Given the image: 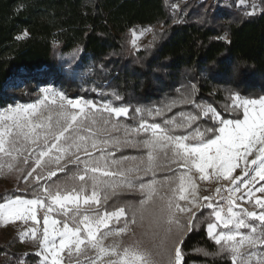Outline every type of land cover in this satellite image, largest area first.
Masks as SVG:
<instances>
[{
    "label": "snow or ice",
    "instance_id": "obj_1",
    "mask_svg": "<svg viewBox=\"0 0 264 264\" xmlns=\"http://www.w3.org/2000/svg\"><path fill=\"white\" fill-rule=\"evenodd\" d=\"M251 6L247 16L256 14L255 0ZM150 31L131 29L132 47L138 50V38ZM221 39L230 43L227 34ZM200 75L207 80L208 70ZM23 83L18 79L16 86ZM41 91L37 103L0 113V170L6 166L25 183L34 181L32 198L5 196L0 222H24L21 239L38 246L35 264H81V257L83 264H185L184 234L196 227L192 207L211 210L199 223L206 222L217 246L198 252L231 264H264V195H256L264 194V184L256 186L264 181V97L246 98L230 86L213 89L209 100L191 81L157 104L135 107ZM111 95L123 99L116 91ZM125 149L138 155L118 157ZM161 167L173 175L158 181ZM199 182L216 187L198 205L188 197H196ZM157 185L172 194H161ZM126 192L143 198L113 199ZM182 213L191 214L186 222L178 218ZM110 237L117 239L106 245Z\"/></svg>",
    "mask_w": 264,
    "mask_h": 264
},
{
    "label": "trees",
    "instance_id": "obj_2",
    "mask_svg": "<svg viewBox=\"0 0 264 264\" xmlns=\"http://www.w3.org/2000/svg\"><path fill=\"white\" fill-rule=\"evenodd\" d=\"M235 1L189 0L174 10L171 0H0V108L34 102L36 86L48 82L68 98L133 107L157 104L189 81L209 100L213 89L230 86L246 98L264 97V0H257L260 11L253 16ZM137 27L152 30L151 42L140 50L128 44V32ZM24 31L29 35L17 40ZM225 34L230 43L221 39ZM205 69L207 80L200 75ZM18 79L21 86H16ZM113 91L123 99L114 101ZM217 95L222 101L225 93ZM121 155L138 153L125 149ZM171 175L161 167L155 178ZM17 180L16 188L0 192V203L5 196L32 198L34 183H21V175ZM142 198L139 192H126L113 199L138 203ZM210 212H194L196 227L184 234L181 245L185 264H231L197 251L217 247L207 236L206 222L199 223ZM190 216L178 218L186 222ZM3 240L0 233V264H18L21 255ZM24 257L27 264L39 259L34 252Z\"/></svg>",
    "mask_w": 264,
    "mask_h": 264
},
{
    "label": "rangeland",
    "instance_id": "obj_3",
    "mask_svg": "<svg viewBox=\"0 0 264 264\" xmlns=\"http://www.w3.org/2000/svg\"><path fill=\"white\" fill-rule=\"evenodd\" d=\"M171 1H172V9L177 10L182 5V3H185L186 1H189V0H171ZM207 1L217 3V2H214L211 0H207ZM234 3H235V6L244 13H249V12L253 11V8L251 6L253 3V0H236ZM255 3L257 4L256 13H258L260 11V7L258 5L257 0H255ZM141 28H144V27L135 28L137 33L140 32ZM146 28H148V27H146ZM132 38L133 37L131 35V30H130L128 32V44L130 46H132L131 45ZM151 39H152V31L145 33L143 35V37H139L138 38V50L142 49L144 46L149 44L151 42ZM133 49L137 50L136 48H133ZM45 88L51 89L53 92L63 93L61 91V89L59 88V86L56 84H53L52 82H48L46 84H38L36 86V90H35V95L37 97H36V100L34 102H29V103L15 102L13 104H9L3 108H0V113L5 112L10 107H14L16 104L37 103L39 100H41L43 98V93L41 90L45 89ZM77 98H80V97H77ZM77 98H69V99H77ZM97 103H104V102L99 101ZM49 107L54 108L55 106L49 105ZM20 167H24V166L21 165ZM172 167L176 168V165H172ZM182 171H184V169H182V168L177 169V172H182ZM15 174H17V175H15ZM20 175L21 174L19 172H16V171L9 172V170L7 169L6 166L2 170H0V192L5 191L6 189L16 188L17 183H18L17 178H19ZM145 177H144V182L145 183L149 182L150 180H146ZM20 181H21V183H24L23 179ZM28 182L34 183L32 178H29ZM260 184H264V181L259 182L256 186L259 187ZM163 189H164L165 193L172 194L167 185H165L163 187ZM256 195L260 196V195H264V194L256 193ZM199 197H201V195H200L199 190L197 189L196 197L189 196L188 199L189 200L196 199L198 201ZM22 199H24V198H22ZM180 203L184 204L186 207H192V205L188 204L186 201H180ZM245 206L249 207V208L252 207L251 204H248ZM197 210H198L197 207H192L193 213ZM190 215H191L190 213H182V214H179V217L188 218ZM30 224H31V222L29 221V225ZM26 227L27 226L24 224V222L19 221V220L14 221V222H10L7 224L0 222V233H1V236H3V238H4V240H3L4 243L5 244L11 243V244H9L11 251L14 252L15 254L21 255V257H24L26 254L31 253V252H36L38 250V246H35L37 244L30 237H25L23 240L21 239V234L26 230ZM114 239H117V238L110 237L107 241H105V244L106 245L111 244ZM123 239H125V237ZM66 264H67V261H66ZM81 264H83V257H81Z\"/></svg>",
    "mask_w": 264,
    "mask_h": 264
},
{
    "label": "built area",
    "instance_id": "obj_4",
    "mask_svg": "<svg viewBox=\"0 0 264 264\" xmlns=\"http://www.w3.org/2000/svg\"><path fill=\"white\" fill-rule=\"evenodd\" d=\"M211 1H218V0H211ZM215 187L216 185L213 182H199L198 185V190L200 192L201 197L198 198L197 204H202L205 203V201H203V197L204 196H214L215 195ZM223 202L221 201V204ZM198 209L202 208V207H197Z\"/></svg>",
    "mask_w": 264,
    "mask_h": 264
},
{
    "label": "crops",
    "instance_id": "obj_5",
    "mask_svg": "<svg viewBox=\"0 0 264 264\" xmlns=\"http://www.w3.org/2000/svg\"><path fill=\"white\" fill-rule=\"evenodd\" d=\"M239 172H240V170L239 169H237L236 170V173H234V175H238L239 174ZM41 227H42V220H41V225H40ZM35 253V252H34Z\"/></svg>",
    "mask_w": 264,
    "mask_h": 264
}]
</instances>
